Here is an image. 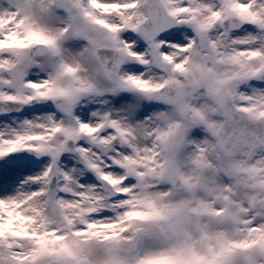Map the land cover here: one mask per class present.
<instances>
[{"label": "snow or ice", "instance_id": "snow-or-ice-1", "mask_svg": "<svg viewBox=\"0 0 264 264\" xmlns=\"http://www.w3.org/2000/svg\"><path fill=\"white\" fill-rule=\"evenodd\" d=\"M0 264H264V0H0Z\"/></svg>", "mask_w": 264, "mask_h": 264}]
</instances>
